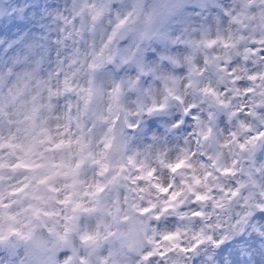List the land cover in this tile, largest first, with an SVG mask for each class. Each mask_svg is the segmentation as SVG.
<instances>
[{
    "label": "clouds",
    "instance_id": "1",
    "mask_svg": "<svg viewBox=\"0 0 264 264\" xmlns=\"http://www.w3.org/2000/svg\"><path fill=\"white\" fill-rule=\"evenodd\" d=\"M0 264H264V0H0Z\"/></svg>",
    "mask_w": 264,
    "mask_h": 264
}]
</instances>
